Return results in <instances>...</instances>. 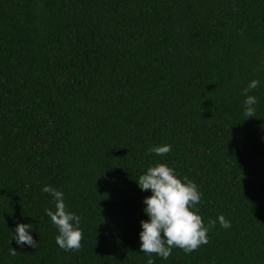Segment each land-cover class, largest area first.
<instances>
[{"label":"trees","instance_id":"1","mask_svg":"<svg viewBox=\"0 0 264 264\" xmlns=\"http://www.w3.org/2000/svg\"><path fill=\"white\" fill-rule=\"evenodd\" d=\"M158 163L217 220L167 260L140 252L152 193L137 180ZM46 185L81 217L79 251L56 244ZM19 224L38 248L13 240ZM148 259L264 264V0H0V264Z\"/></svg>","mask_w":264,"mask_h":264},{"label":"clouds","instance_id":"2","mask_svg":"<svg viewBox=\"0 0 264 264\" xmlns=\"http://www.w3.org/2000/svg\"><path fill=\"white\" fill-rule=\"evenodd\" d=\"M259 81L253 80L243 90L246 96L244 101L245 115L249 118L255 116L257 98L248 95L256 89ZM171 151V145L155 146L149 149L150 153L165 156ZM137 183L142 191H151L152 195L144 199L146 205L144 212L150 220L141 221L143 231L140 233V252L149 257L158 255L164 260L169 259L174 248L183 250L186 254L198 250L202 245L209 243L208 232L217 224V220H209L207 226L196 205L201 203L202 193L197 185L184 177L177 176L174 170L165 163H158L147 169L139 176ZM42 192L53 197L55 211L46 209L51 222L58 228L56 244L64 251H79L84 239L83 231L79 225L81 217L66 210L64 194L51 186H44ZM219 225L225 229L232 227L231 222L224 215L218 217ZM32 224H19L15 229L13 240L20 246L38 248L29 230ZM10 255H17L12 248ZM147 264H155L148 259Z\"/></svg>","mask_w":264,"mask_h":264}]
</instances>
